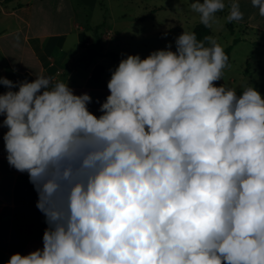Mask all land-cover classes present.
<instances>
[{"label":"clouds","instance_id":"1","mask_svg":"<svg viewBox=\"0 0 264 264\" xmlns=\"http://www.w3.org/2000/svg\"><path fill=\"white\" fill-rule=\"evenodd\" d=\"M225 7L191 4L205 27ZM205 39L184 30L175 51L122 58L99 116L68 83L0 76L7 160L47 224L42 249L6 264H264V98L216 86L228 56Z\"/></svg>","mask_w":264,"mask_h":264},{"label":"crops","instance_id":"2","mask_svg":"<svg viewBox=\"0 0 264 264\" xmlns=\"http://www.w3.org/2000/svg\"><path fill=\"white\" fill-rule=\"evenodd\" d=\"M81 1L86 5L83 8H78L76 0H0V76L20 82L25 79L32 81L35 75L42 73L54 82L68 83L75 94L87 92L92 97L88 108L99 116L100 105L110 94L107 84L112 71L122 56L135 53L119 49L120 30L116 18L110 15L109 26L102 30V15L99 17L92 13L97 0L93 5H90L91 0ZM229 7L227 0L225 9L220 13L225 17L226 26H232L228 28L231 36L229 44L234 38H240L233 45L230 58L237 45L252 43L257 48V55L256 58L254 55L247 57L244 74L264 75V17L259 14L258 8L252 6L251 0H240L243 19L228 22ZM193 24L194 28L197 23ZM114 40L116 45L110 47ZM234 81L231 78V82ZM249 86L251 83L248 82L243 89L231 88L237 91ZM6 91L7 87L0 85V93ZM13 91H18V86ZM3 119L4 116L0 115V122ZM7 130L0 127V264H6L12 255L9 244L14 185L17 176L23 173L8 163L3 141ZM38 248H43V242L31 239L21 254Z\"/></svg>","mask_w":264,"mask_h":264},{"label":"rangeland","instance_id":"3","mask_svg":"<svg viewBox=\"0 0 264 264\" xmlns=\"http://www.w3.org/2000/svg\"><path fill=\"white\" fill-rule=\"evenodd\" d=\"M193 1L97 0V6L92 13L99 17L102 15L100 19L102 30L109 26L110 15L116 18L117 27L120 30L119 49L139 54L141 58H145L152 51L165 48L169 43H171L172 50L175 51L176 38L184 30L191 31L194 22H199V14L191 9ZM76 3L78 8L86 6L81 0H76ZM94 3V0H91L90 5ZM223 10L218 12H223ZM215 15L216 21L211 26L210 37L225 48L229 44L231 36L226 26L225 17L220 14ZM168 25L170 26L168 27ZM115 45L114 40L110 47ZM256 51L257 48H254L253 44L249 42L237 45L231 53L229 66L223 70V78L215 81L214 84L216 86L225 84L227 87L243 89L249 82L251 86L259 89L258 91L264 97V75L244 74L247 57L254 55L256 58ZM262 55L264 61V53ZM231 78L235 79L234 83L231 82Z\"/></svg>","mask_w":264,"mask_h":264},{"label":"trees","instance_id":"4","mask_svg":"<svg viewBox=\"0 0 264 264\" xmlns=\"http://www.w3.org/2000/svg\"><path fill=\"white\" fill-rule=\"evenodd\" d=\"M221 12H217L220 14ZM231 29V24H228ZM192 32L196 33L197 39L204 41L207 45L206 37H210L211 27H205L199 22L194 26ZM240 38H234L232 43L228 44L224 50L230 61V51ZM127 55L122 56L125 58ZM244 90H237V95L242 94ZM14 210L12 221V236L9 244V252L22 253L31 239H37L43 242V233L47 227L44 214L37 208L38 193L29 180L27 172L19 174L14 185Z\"/></svg>","mask_w":264,"mask_h":264},{"label":"water","instance_id":"5","mask_svg":"<svg viewBox=\"0 0 264 264\" xmlns=\"http://www.w3.org/2000/svg\"><path fill=\"white\" fill-rule=\"evenodd\" d=\"M1 210H2V207H1V205H0V212H1Z\"/></svg>","mask_w":264,"mask_h":264}]
</instances>
